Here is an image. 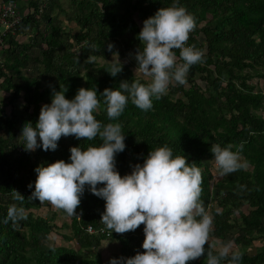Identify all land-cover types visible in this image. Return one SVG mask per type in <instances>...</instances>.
I'll return each mask as SVG.
<instances>
[{
  "label": "trees",
  "instance_id": "trees-1",
  "mask_svg": "<svg viewBox=\"0 0 264 264\" xmlns=\"http://www.w3.org/2000/svg\"><path fill=\"white\" fill-rule=\"evenodd\" d=\"M13 1L19 11L20 0ZM178 2L195 18L188 41L203 50V58L190 66L185 83L173 82L165 95L154 98L151 109L142 110L129 99L116 118L108 117L100 92L105 87L118 88L121 79L147 83L135 77L131 68L136 66L137 47L143 48L135 15L143 22L173 0H68L66 8L60 0H27L26 11H19V22L1 35L0 93L6 96L0 98V264H108L111 256L101 254L102 240L118 243L115 257L144 251V225L125 233L108 229L100 220L105 201L87 186L77 215L60 209L70 217L69 234L60 233L68 244L48 240V234L57 229L54 214L34 212L42 204L29 196L35 167L57 159L67 162L70 146L87 148L102 141L62 135L55 150L29 151L23 146L20 126L37 120L41 105L50 103L54 90L66 89L65 96L72 98L80 87L96 88L101 101L94 113L98 120L122 125L126 147L116 154L121 175L162 145L201 169L200 200L212 217V226L205 254L186 264H207V253H217L216 240L225 239L243 253L241 264H264V244L253 246L255 240L264 239V118L259 114L264 93L250 83L254 77L264 79V0ZM64 22L77 29L65 31ZM25 36L29 39L20 40ZM109 42L111 50L106 47ZM174 51L182 63L180 49ZM113 52L120 59L128 58L115 77L107 71L114 62H106ZM90 56L95 57L93 62ZM96 58L105 62L99 64ZM215 144L233 145L247 167L213 179L208 162L214 158L210 149ZM15 190L25 195L23 201L14 199ZM12 204L23 207L26 218L5 223ZM244 206L249 207L247 212ZM87 225L103 228L109 237L86 232ZM89 247H96V253L84 252Z\"/></svg>",
  "mask_w": 264,
  "mask_h": 264
},
{
  "label": "clouds",
  "instance_id": "clouds-1",
  "mask_svg": "<svg viewBox=\"0 0 264 264\" xmlns=\"http://www.w3.org/2000/svg\"><path fill=\"white\" fill-rule=\"evenodd\" d=\"M195 26V18L178 0L159 7L143 20L137 33L143 48L137 47L134 54L135 70L138 67L150 79L147 83L121 79L118 88L105 87L100 93L109 118L119 117L129 99L140 109L149 110L153 99L165 95L170 84L185 83L190 66L204 56L203 50L186 44ZM106 47L111 50L113 44L109 42ZM174 49H180L182 63L177 62ZM88 59L93 62L95 57ZM107 71L113 77L122 71L119 57ZM65 90L53 91L50 103L41 105L34 123L21 124L24 148L55 150L62 135L88 140L99 137L102 142L89 144L87 148L79 144L70 146L67 162L57 159L37 165L36 178L28 185L32 188L30 198L48 201L69 216L77 215L87 186L105 201L100 220L108 229L125 233L143 224L144 251L111 257L108 264H186L205 254L212 217L200 200L201 169L190 165L185 155L174 156L168 145H162L149 151L143 163H135L130 172L121 175L116 168V154L126 147L121 123H102L96 118L94 113L101 103L96 88L80 87L72 98L65 96ZM210 150L220 176L247 167L240 151L233 150L231 144L223 147L215 144ZM24 198V194L15 190V200ZM25 218V209L12 204L4 222ZM242 255L232 248L231 242L221 243L216 254L207 253V264H221L222 260L226 264H241Z\"/></svg>",
  "mask_w": 264,
  "mask_h": 264
},
{
  "label": "rangeland",
  "instance_id": "rangeland-1",
  "mask_svg": "<svg viewBox=\"0 0 264 264\" xmlns=\"http://www.w3.org/2000/svg\"><path fill=\"white\" fill-rule=\"evenodd\" d=\"M61 3H62V6L63 7H67V3H68V0H60ZM1 4H2V1L0 0V8H1ZM18 5V8H19V11L23 14L26 9H27V0H20L19 3H17ZM21 7V9H20ZM135 19L136 21L138 22V25L140 26V28L142 27V20L141 18L139 17V15H135ZM66 24L65 26V31L70 29L71 28V31H75L77 29V27L73 24V23H69L67 24L66 22H64ZM20 40H24L26 41L27 39H29V37L25 36V37H19ZM120 59V58H119ZM118 60V54L116 52H113L111 54H109L108 58H107V61L106 62H116ZM122 61V64H125V63H128V58H121L120 59ZM96 61L97 63L99 64H102L104 63L105 61L101 58H96ZM132 70H133V74L135 77H140V78H144L147 82L150 78L148 77H145L143 74H141L138 70V67H137V70L136 69V66H133L131 67ZM198 82L201 84V85H204V82L198 80ZM251 84H253L255 86V91H260V92H263L264 93V79L263 78H260V77H254L251 81H250ZM5 94L3 93H0V98H5ZM21 104V101L17 102L15 104L14 107L16 106H19ZM6 110H9V106L6 107ZM259 114L264 118V107L263 109H260L259 110ZM208 164L210 165V168H211V171L213 174H215L213 176V179H217L219 177L218 175V169H217V166H216V163H215V158L211 159ZM249 209V207H246L244 206L242 208V210L244 212H247V210ZM35 213H39V214H42L44 216H47L49 217L50 215H53V219H52V223H54L56 225V231L52 230L49 234H48V240L49 242L51 243H67L65 240H63L61 237H60V233H64V234H69V224H70V217L68 215H65L63 214L60 209H57L55 206H53L50 202L48 201H44L42 202L41 206L34 211ZM110 240H102L101 241V244L99 245L100 247H102L101 249V254L104 255V256H111V257H115V252H117L119 250V245L118 243L114 242V243H109ZM229 240L228 239H225L223 241H219V240H216V243H214V246L215 248H219V246L221 245V243H228ZM231 242V241H230ZM75 244V243H74ZM264 244V239L263 240H255L253 242V246L257 247V246H260ZM77 245V244H76ZM232 245V248H234L235 246L231 243ZM98 246V247H99ZM85 250L84 252L86 253H96V251H92V250H96V247H89V248H85L83 249ZM117 257V256H116Z\"/></svg>",
  "mask_w": 264,
  "mask_h": 264
},
{
  "label": "built area",
  "instance_id": "built-area-1",
  "mask_svg": "<svg viewBox=\"0 0 264 264\" xmlns=\"http://www.w3.org/2000/svg\"><path fill=\"white\" fill-rule=\"evenodd\" d=\"M19 20L20 13L16 8L15 2L13 0H7L5 2H2L0 8V43L2 42L1 35L9 30L11 31L14 26L19 22ZM186 44L190 45L188 41H186ZM85 231L88 233L105 234L107 237H109V232L105 231L103 228L95 229L91 225H87L85 227Z\"/></svg>",
  "mask_w": 264,
  "mask_h": 264
},
{
  "label": "crops",
  "instance_id": "crops-1",
  "mask_svg": "<svg viewBox=\"0 0 264 264\" xmlns=\"http://www.w3.org/2000/svg\"><path fill=\"white\" fill-rule=\"evenodd\" d=\"M188 41V40H187ZM188 43L190 44V45H192L189 41H188ZM110 243V242H109ZM85 251V250H84ZM92 251H95V250H92Z\"/></svg>",
  "mask_w": 264,
  "mask_h": 264
}]
</instances>
